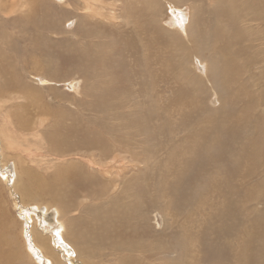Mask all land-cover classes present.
<instances>
[{
    "label": "rangeland",
    "instance_id": "rangeland-1",
    "mask_svg": "<svg viewBox=\"0 0 264 264\" xmlns=\"http://www.w3.org/2000/svg\"><path fill=\"white\" fill-rule=\"evenodd\" d=\"M5 1L0 0V54L6 71H0V86L7 93L3 97L12 101L14 107L5 109L2 114L11 117L14 132L26 129L25 138L36 137L39 133L45 138L41 141L38 136L31 147L23 144L19 151L11 154L0 148V213L6 227L17 221L20 230L23 229L21 239L28 238L27 247L35 245L33 231L42 230L41 235L55 240L56 232H52L55 230L51 227L56 224L62 232L69 221L62 218L60 210L50 201L47 183H59L60 172L70 166V173L76 172L75 177L80 173L92 182H102V173L105 175L107 168L100 167L94 160L96 156L105 162L121 161L117 165L124 172L119 185L123 196L139 193L144 205L154 202L168 206L167 188L173 182V161L176 159L179 163L188 156L178 154V148L184 147L185 142H192V139L186 140L190 133L205 126L193 120L187 130L180 127L183 97L177 90L186 82H179L178 59L172 57V36L180 31V36H188L187 28L178 24V11L185 8L188 17L197 16L200 24L207 26L212 0H153V3L147 0H18L19 3L9 0L11 2L4 6ZM31 15L35 23H30ZM53 28L61 33L54 34ZM247 46L241 44L233 48ZM52 49L74 54L71 65L57 51L54 55ZM45 53L50 54V60ZM241 63L240 82L244 92L257 95L259 81H246L248 74H255L257 68L247 62ZM188 64L190 66V62ZM72 70L76 71L74 77L70 75ZM46 71L47 76L42 74ZM64 72L67 76L59 80ZM17 80L32 86L29 96L15 93ZM207 86L215 84L207 80ZM192 96L197 111L208 117L210 112L203 109L200 98ZM215 101L216 98L210 96L206 104L210 102L216 108ZM41 104L42 109L39 108ZM250 115L251 120L241 118L235 124V129L248 139L257 132H264V106L254 108ZM16 117L21 118L22 127L15 123ZM26 120L32 122L25 126ZM2 125L5 124L0 118ZM87 140L93 142L95 148H87ZM19 141L24 143L20 138ZM248 147L251 152L254 150L249 142ZM56 148V151L51 150ZM59 149L60 154L73 151L77 154L61 156L56 154ZM257 154L264 156V150ZM6 155L15 157V161H6ZM248 164L243 160L238 170L244 171ZM15 167L18 171L25 170L27 188L37 195V200L26 202L22 193L13 188ZM230 185L241 194L259 195L264 193V173L250 179L233 178ZM227 186L214 184L201 189L191 200L194 213L191 221L185 222L184 216L170 207L165 220L161 215L155 217L162 237L183 232L189 235L185 264H217L206 254L201 239L206 225L217 220V207ZM78 201L86 203L82 197ZM263 213V203L240 199L237 220L240 244H247L250 249L252 245H259L258 231ZM69 215L68 218L78 216V210ZM10 229V234L17 235L14 224ZM57 250L60 254H71L62 248ZM36 252L42 257L41 263L27 252L31 263L46 264L44 255L38 249ZM75 256L71 258L74 264L83 263ZM173 256L163 258L170 260ZM115 257L117 254L108 257L104 264H113ZM65 264L69 263L65 261Z\"/></svg>",
    "mask_w": 264,
    "mask_h": 264
},
{
    "label": "bare ground",
    "instance_id": "bare-ground-1",
    "mask_svg": "<svg viewBox=\"0 0 264 264\" xmlns=\"http://www.w3.org/2000/svg\"><path fill=\"white\" fill-rule=\"evenodd\" d=\"M8 2L11 1L6 0L4 6ZM147 3H153V0H147ZM212 4L208 17L210 23L207 26H202L197 16L188 17L187 8L181 12L178 11V15L180 14L178 24L187 28L188 36H180L182 31L172 36V57L178 59L179 82H186L182 83L181 88L177 90L183 97L180 127L187 130L193 124V120L205 126L190 133L186 140L192 139V142L187 143L185 140L186 145L178 148V154H188V156L179 163L176 159L173 161V182L167 188L168 206L154 202L144 205L139 193L123 196L119 185L122 183L121 175L124 172L117 165L120 160L111 159L112 161L105 162L103 158L96 156L94 160L100 167L107 168L104 170L106 176L102 173L104 177L102 182L97 180L92 182L88 180L89 177L86 179L80 173L75 177L76 172L71 174L70 166L60 172L59 183L54 185L51 182H49L51 185L47 183V186H50L48 189L50 201L60 210L62 218L69 221L68 226L62 224V227L65 225L62 232L58 225L51 223L53 225L51 229L55 230L52 232H56L55 240H48L41 235V229L40 232L35 230L36 233L34 231L31 233L34 235L35 245L27 247L25 245L28 238L21 239L23 229L20 230V224L14 221L6 227L3 214L0 213V264H14L15 261L18 264H34L31 263L29 253L33 257L36 256L37 262L41 263L39 259L42 257L37 254L36 249L44 255L46 264H65V261L74 264L71 259L73 254L84 264H104L109 260L108 257L115 254L117 257L113 264H185L183 260L188 253L189 235L183 232L162 237L160 230H157L155 217L161 215L165 220L170 207L176 214L184 216L185 222L191 221L194 214L193 207L190 205L192 198L201 189L214 184L229 186L223 190L222 199L217 207L216 222L208 223L202 236L201 241L206 254L217 264H264V213L260 216L259 245H252V249L247 244L239 243L237 221L240 199L264 204V193L241 194L230 185L233 178L250 179L255 174L264 173V156L257 154L264 150V132H257L248 139L246 135L243 137L235 129L239 119L251 120L252 110L264 106V0H212ZM31 18L30 23H35L36 20L32 15L29 20ZM52 31L54 34L61 33L55 28ZM241 44L248 46L233 48ZM56 51L71 65L74 54L65 53L61 49H52L54 55ZM44 56H48L50 60L49 53H45ZM241 61L257 68L255 74H248L246 78L248 82L259 81L257 95L244 92L240 82L243 74ZM4 65L5 62L0 54V71H6V69L3 70ZM42 74L47 76V71ZM75 74L76 71L72 70L70 75L74 77ZM65 76H67L66 72L59 76V80ZM207 80H211L215 86H207ZM68 83L72 86V82L68 81ZM31 91V85L16 81L17 95L27 97ZM6 94L5 88L0 86V118L5 124L0 126V148L4 151L8 150L11 154V152L19 151V147L23 144L31 147L33 139L38 136L41 137V141L45 138L42 139L41 133L36 137L31 136L30 139L25 138L26 129L13 131V126L10 125L11 117L8 114H2L5 109L14 107L12 101L3 97ZM192 95L200 98L203 109L210 112L208 117L205 118L197 111L198 106L193 102ZM210 96L216 98V108H213L210 102L206 104ZM39 108L42 109V104ZM213 109L215 112H212ZM19 119L21 118L16 117L15 123L22 127L24 124ZM31 122L26 120L25 126ZM19 138L24 140V143L20 142ZM248 142L253 145L252 152ZM86 144L87 148H95L90 140H87ZM51 150L56 151L57 148ZM59 152H61L60 149L56 154L61 156L77 154L74 153L75 151L67 154ZM8 159L15 161V157L6 155L5 160L8 161ZM243 160L248 161L249 164L244 171L240 172L238 168ZM73 167L76 171L77 166ZM14 177L13 188L22 193L25 201L37 200L35 199L37 195H33L27 188L28 179L25 170L18 171L15 167ZM17 180H19L18 183ZM35 182L38 183L37 180ZM39 189L42 188L39 187ZM80 197L85 200V204L79 203ZM75 210H78V216L68 218L69 214ZM55 212L58 215V212ZM59 220L61 222V219ZM13 224L18 230L17 235L8 232ZM58 248L71 254H60ZM172 254L173 259L163 258Z\"/></svg>",
    "mask_w": 264,
    "mask_h": 264
}]
</instances>
